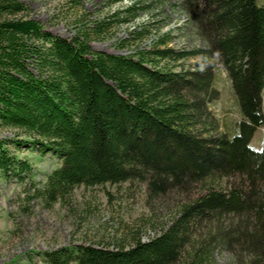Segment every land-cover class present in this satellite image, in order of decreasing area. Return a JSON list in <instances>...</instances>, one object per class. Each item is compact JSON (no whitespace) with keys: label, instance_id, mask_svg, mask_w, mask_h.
I'll return each mask as SVG.
<instances>
[{"label":"trees","instance_id":"16d2710c","mask_svg":"<svg viewBox=\"0 0 264 264\" xmlns=\"http://www.w3.org/2000/svg\"><path fill=\"white\" fill-rule=\"evenodd\" d=\"M203 1L200 23L214 37L212 47L232 74L244 117L250 115L257 124L264 112L258 107L264 80V11L253 0ZM133 9L123 13L133 18ZM28 12L20 0H0V127L37 133L46 140L37 148L62 160L41 196L53 200L78 183L127 180L147 181L156 196L194 178L207 183L208 177L213 184L218 174L221 179L232 170L249 182L246 192L243 182L224 192L205 191L146 242L135 237L130 247L114 251L64 249L48 254L51 263L170 264L181 256L192 228L204 220L254 209L264 224V149L252 151L238 134L199 139L189 133L190 123L203 122L204 109L198 97L195 102L187 99L183 89L207 94L209 74L193 75L192 81L130 59L101 53L87 58L92 53L86 40L54 38ZM240 127L250 134L249 126ZM6 144L0 141V173H28V165L12 156ZM263 228L257 235L246 234L257 253L264 252ZM204 259L197 253L190 264Z\"/></svg>","mask_w":264,"mask_h":264},{"label":"rangeland","instance_id":"374dc122","mask_svg":"<svg viewBox=\"0 0 264 264\" xmlns=\"http://www.w3.org/2000/svg\"><path fill=\"white\" fill-rule=\"evenodd\" d=\"M20 1L27 6L28 16L54 38L86 40L92 53L87 58L101 53L130 59L147 69L185 75L192 81L193 75L209 74L207 94L182 92L194 102L198 97L204 109L203 122L190 123V135L206 139L219 133L228 138L238 134L245 137L246 147L256 153L263 151L264 112L257 124L250 115L244 117L232 74L212 47L214 37L200 23L203 0ZM253 3L264 11V0ZM129 7L134 8L133 18L123 13ZM96 23H102L99 29ZM103 80L112 86L108 79ZM258 97V107L263 108L264 80ZM160 101L166 103L164 98ZM241 123L251 128L248 136L241 131ZM0 141H6L7 151L29 167L28 173H0V264H53L48 254L78 247L128 248L135 237L146 242L159 234L181 208L209 190L224 192L235 182L236 186L246 183L243 192L249 189L248 179L232 170L221 179L218 174L213 184L208 177L207 183L194 178L183 185L172 184L156 196L148 190L147 181L127 180L78 183L66 195L49 200L41 196V190L62 160L38 149L46 140L37 133L0 127ZM219 219L204 220L197 229L192 228L181 256L170 264H190L197 253L205 258L202 264H264V252L258 254L246 242L251 240L246 234H259L264 225L254 209Z\"/></svg>","mask_w":264,"mask_h":264}]
</instances>
